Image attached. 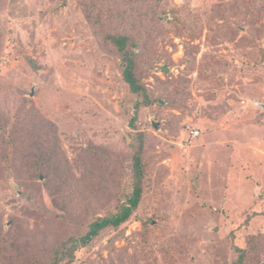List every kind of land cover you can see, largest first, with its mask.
<instances>
[{
	"label": "rangeland",
	"instance_id": "obj_1",
	"mask_svg": "<svg viewBox=\"0 0 264 264\" xmlns=\"http://www.w3.org/2000/svg\"><path fill=\"white\" fill-rule=\"evenodd\" d=\"M95 1L137 42L135 124L96 2L0 0V264H264V0ZM140 135L136 214L70 260L129 193Z\"/></svg>",
	"mask_w": 264,
	"mask_h": 264
},
{
	"label": "trees",
	"instance_id": "obj_2",
	"mask_svg": "<svg viewBox=\"0 0 264 264\" xmlns=\"http://www.w3.org/2000/svg\"><path fill=\"white\" fill-rule=\"evenodd\" d=\"M91 1L96 2L95 0ZM94 7L93 10L95 11V15H92L91 18H94L96 26H98L99 29L101 28L104 40L121 54L123 79L128 84L131 93L137 96L134 104L136 111L131 119V123L135 124L141 108L150 106L153 103L147 87L139 80L136 74V39L130 34L113 31L104 25L105 23H103V18L101 17L102 11L99 4L96 2ZM137 143L130 159V169L132 173L130 191L126 193L124 201L118 205L115 211L93 217L83 234L71 237L68 242L64 244L67 246L64 251L65 257H69V259L72 260L75 257V252L80 247L90 244L105 230L120 228L123 224L132 220L136 214L144 193L145 183L144 144L142 135L139 136ZM247 253L246 249H240L238 258L232 264H246ZM64 255H62V259L60 260L65 259ZM56 262L58 261L56 260Z\"/></svg>",
	"mask_w": 264,
	"mask_h": 264
},
{
	"label": "built area",
	"instance_id": "obj_3",
	"mask_svg": "<svg viewBox=\"0 0 264 264\" xmlns=\"http://www.w3.org/2000/svg\"><path fill=\"white\" fill-rule=\"evenodd\" d=\"M200 134L199 129H197L195 126L187 125L185 128V135L187 140H193L196 139Z\"/></svg>",
	"mask_w": 264,
	"mask_h": 264
},
{
	"label": "water",
	"instance_id": "obj_4",
	"mask_svg": "<svg viewBox=\"0 0 264 264\" xmlns=\"http://www.w3.org/2000/svg\"><path fill=\"white\" fill-rule=\"evenodd\" d=\"M162 69L166 70V71H169V68L168 67H165V66H162ZM261 107H263L264 109V103H260L259 104Z\"/></svg>",
	"mask_w": 264,
	"mask_h": 264
}]
</instances>
